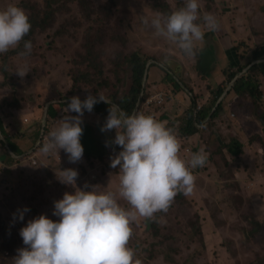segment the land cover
Masks as SVG:
<instances>
[{
  "label": "rangeland",
  "instance_id": "obj_1",
  "mask_svg": "<svg viewBox=\"0 0 264 264\" xmlns=\"http://www.w3.org/2000/svg\"><path fill=\"white\" fill-rule=\"evenodd\" d=\"M199 3V11L214 15L219 27L216 31H205L196 54L187 57L156 37L150 26L141 23L142 18L150 19L157 12L174 11L183 6V0H116V5L115 0H0V9L15 4L26 15L37 12L40 19L47 20L33 32L29 55L0 54V121L19 154L8 163L7 153L0 145V264H13L17 249L25 247L19 230L28 220L41 214L58 219L52 215L53 201L75 190L57 180L58 169L77 170L76 188L116 189L117 169L110 167V158L104 163L91 159L86 162L82 155L79 161L70 163L62 149L43 155L39 146L57 120L65 115H76L60 108L55 120L48 125V109L45 113L48 104L69 103L73 96L83 100L97 93H103L110 100L126 96L130 91L131 68L123 66L121 60L136 51L143 59L152 58L160 67L164 65L178 74L177 78L192 92L196 108L189 103L190 96L186 92H178L182 100L176 105L181 109L164 124L176 135L182 159L187 161L191 153L203 149L207 161L203 167L192 170L195 183L190 195L178 193L167 212L156 213L159 214L154 217L156 222L154 218L138 217L131 224L129 246L135 251V260L139 264H264V152L261 153L264 124L254 116L264 115V65L254 60L256 49L264 48V0H199ZM154 4L162 10L156 9ZM234 47L238 49V60L233 57V65L239 61L244 70L232 81L246 75L253 82L257 81L261 100L254 106L250 96L238 99L234 95L225 115L221 106L217 116L206 119L207 123L199 125L195 134L184 133L191 110L193 114L194 109H199V102L206 93H216L218 85L228 83L227 72L232 65L226 52ZM86 58L94 64L84 60ZM150 61L149 72L153 71L151 81L149 75L146 82L151 85L154 70H157L167 90L153 88L148 98L161 92L165 103L147 105L144 101L133 113L151 115L164 122L165 106L171 105L167 111L171 114L172 92L178 89L162 76L161 70L151 68L154 63ZM198 64L208 67L210 73L206 81L195 75ZM256 65L258 68L252 70ZM21 66L30 69L24 77L15 72ZM231 71L238 72L239 68L232 67ZM230 83L223 84L225 91L220 96L224 98L223 103L230 93L227 91ZM214 99L215 95L211 94L204 108L215 110L218 100L214 103ZM244 112L260 127L242 126L239 122ZM18 118L23 126L15 134L12 128ZM105 118L95 106L91 112L83 113L82 123L87 122L89 128L80 137L83 153L106 154L104 147L99 150L98 143L112 141L115 130L100 131ZM191 120L193 124L199 123L194 115ZM234 126L240 130L236 135ZM37 132L40 135L37 136ZM85 135L93 137V148L83 146ZM0 139L3 140L1 132ZM234 141L241 144L238 155L231 150ZM119 150L120 147L114 145L112 156ZM236 159L243 162L234 161ZM121 204L127 207L123 201ZM24 207L29 209L24 219H16L14 213ZM250 216L259 220L258 226L248 223L253 220ZM152 221L155 226H150ZM151 249L155 254L152 258L148 256Z\"/></svg>",
  "mask_w": 264,
  "mask_h": 264
},
{
  "label": "clouds",
  "instance_id": "obj_2",
  "mask_svg": "<svg viewBox=\"0 0 264 264\" xmlns=\"http://www.w3.org/2000/svg\"><path fill=\"white\" fill-rule=\"evenodd\" d=\"M199 9V0H183V6L174 11L157 12L150 19L142 18L141 23L150 26L156 37L192 57L205 31H216L219 27L214 15L201 13ZM30 28L22 8L8 4L0 9V54L16 48ZM31 49V42L24 40L19 54L27 56ZM29 70L21 66L15 72L24 77ZM155 95H161L164 101L162 93ZM99 102L109 105L100 131L115 130L111 143L120 147L110 158V167L117 169L116 189L76 188L77 170L58 169L57 180L75 190L53 201L52 215L58 219L41 214L20 228L19 236L25 247L17 249L13 264H139L129 246L131 224L138 217L151 220L156 213L167 212L178 193L185 196L192 193L195 183L192 170L203 167L207 161L203 149L191 153L187 161L182 159L180 144L171 128L151 115L126 113L103 93L89 94L83 100L71 97L64 112L76 115L57 120L39 152L48 155L62 149L70 163L79 161L83 155L81 118ZM28 211L27 207L18 209L14 217L23 220Z\"/></svg>",
  "mask_w": 264,
  "mask_h": 264
},
{
  "label": "trees",
  "instance_id": "obj_3",
  "mask_svg": "<svg viewBox=\"0 0 264 264\" xmlns=\"http://www.w3.org/2000/svg\"><path fill=\"white\" fill-rule=\"evenodd\" d=\"M55 1L59 2L60 0H55ZM115 5H116V0H115ZM47 6L49 7L50 4H47ZM47 6L44 5V9ZM26 7L28 8L29 6H26ZM154 7L156 9H159L157 4H154ZM44 13H45V11H44ZM167 13H170V10L166 11L165 14H167ZM27 16H28L29 22L31 24V28H30L28 34L23 38L21 43L16 48H14L13 50H10L9 52H7V55H11V54H16L17 55V54L21 53L24 40L30 41L31 44L34 42V40L32 38L33 32L36 29H38L43 24L44 19L43 18L40 19V17H39L37 12H33L32 14H28ZM44 23H47V20ZM236 52H238L237 47H234V49H232V51L229 50V51L226 52L227 56L229 57V59L231 61L230 64L232 65L229 68L228 72H227L228 83L232 82V80L236 77V75L241 73L244 70V67L240 68V66H239L240 62L239 61H237V63L233 65V57L236 60H238L237 59L238 56H237ZM84 60H88L89 62H91L92 65L94 64V61L91 60L90 58H86ZM254 60H257V61L264 60V48L261 47L259 49H256V51L254 53ZM149 61L154 63L151 68L156 67V69H158L159 71L161 70L162 76L164 77V75H165L166 80L168 82L170 81L169 83L174 85L176 87V89H178L175 92H172V96H171L174 106L178 102V100H177V96H178L177 93L178 92H186V93L188 92L187 94L189 96H190V94H192V92L189 89L186 88V86H185L186 84H184V82L180 78L179 79L177 78L178 74L176 75L174 72H171L164 65L162 67H160L158 62L155 61L152 58L143 59L140 56V53L136 51V52L132 53L130 56H128L127 58H125V60H121V63H122L123 66L131 68V76H130V81L131 82H130V87H129L130 91L126 94V96L122 97L121 99L120 98L117 99V100L111 99V101H113L115 104H117L126 113H130V114L133 113L135 111V108H137V104H139V102H141L140 104H144V101H146L147 98H148V93H150V95H152V89L154 88V86L156 84L151 83V85L149 86L147 82L149 80V75H150V73H152L153 70L150 71V72L148 70V74H147L148 75V78H147L148 80H146L147 81L146 85L143 84L144 77H145V72L147 70V64H148ZM199 62H200V60H199ZM258 65H264V64H258ZM258 65L254 66L252 68V70L255 69V68H258ZM232 67L233 68H239V71L238 72L237 71H231ZM154 71L157 72V70H154ZM197 73H198V76H199L198 78H201L202 81H206L207 75L210 72L208 71V67L203 68V67H201L200 64H198ZM150 81H151V75H150ZM228 83L225 82V83H222V84L218 85L217 86V87H219L218 91L216 93L215 92L211 93V94L215 95L214 103H216L217 100H219L220 96L224 93L223 91H225L224 90L225 88H224L223 84H228ZM102 84H103V82L100 83L99 85H102ZM159 85H160V87L156 88V89L163 88V89L167 90V86H166V82L165 81H163V82L160 81ZM258 87H259V84H258L257 81L253 82L251 80V78L249 76H247V75L246 76H242L241 78H239V79H237L235 81V83L232 86L231 91H230V93L228 95H230V94H232L233 96L236 95V98H238V99L244 97V95H248V96H250L251 100L254 99V106H256V103L261 100V97H260L261 94H260V92L258 90ZM157 93H161V92H155L154 94H157ZM141 96H142V99L140 100ZM188 99H189V103L191 105H194L193 107L196 108V106H195V97L194 96H190V97H188ZM164 103H165V100L163 101V104ZM67 104H68V102L67 103L54 104V105L51 104L49 106L48 112H47L48 125L50 124L51 120L52 121L55 120V118L58 115L57 113H58L59 109L60 108H62V109L66 108ZM94 106L96 107V111L99 114H101L103 118H105L107 116V114H108L107 110H108L109 105L105 104L104 102H99V103H96ZM221 106H223V102H222V104L220 103L217 107H215L216 108L215 110L213 108H211V107L204 108L205 106L200 108V109H198V110L194 109L193 110V114H192V110H191V117L188 120V124H187L186 130L184 131V133L189 134V135L195 134L198 131V129H199V125H203L205 120L208 119V117L210 115L212 116L211 120L214 119L217 116V114L220 111ZM165 107H164L165 108V110H164L165 112H164L163 116L166 115L167 118L162 119L164 121L163 123L168 122L169 119H173V116H174V111L173 110H172L171 114H167V111L170 109L171 105H166ZM193 115H194L195 119H196V117L198 118L199 123L195 122V124H193V122L191 120L193 118ZM254 116H255V118L257 120H259L262 124H264V115L263 114H256ZM101 121H102V118H101ZM86 123L87 122L84 121L82 123V125H81L82 129H83V132H84L85 129H89L86 126ZM46 130H47V128H46ZM0 132H1L2 136H3V140L0 139V145L5 149L6 152L11 151L13 153V156L15 157L18 154V152L16 151L15 145L12 144L11 141L8 139V137H7L8 135L5 133V130H3V125L1 123V121H0ZM38 135H40V132H37V136ZM263 141H264V139H263ZM82 144H83V146L87 145V147L89 146V148H93L94 147V139H93V137H91L90 135H85V137H83ZM101 147L105 148L106 154H100V152H98L96 154H94V153H83V156H84L86 162L91 159L90 161L96 160L98 163H101V162L104 163L105 159H109V158L113 157L112 156V151L114 150V144H112L111 141L104 140V144L103 143H101V144L98 143L99 150H100ZM261 149H262L261 153H263L264 152V145H262ZM231 150H232V152L235 153V155H238L241 152V144L236 142V141L232 142ZM96 152H97V150H96ZM14 157L7 156V162L8 163H12L14 161ZM157 216H159V214H156L155 218ZM250 217L253 220H251L248 223L252 227H254L255 225L258 226L257 223L259 222V220H257L254 216H250ZM155 218H154V222H156ZM152 224H154V226H155V223H153V221L150 224V226ZM248 234H253V233L251 231H248ZM154 255L155 254H154L153 250L151 249L149 251L148 256L150 258H152Z\"/></svg>",
  "mask_w": 264,
  "mask_h": 264
},
{
  "label": "crops",
  "instance_id": "obj_4",
  "mask_svg": "<svg viewBox=\"0 0 264 264\" xmlns=\"http://www.w3.org/2000/svg\"><path fill=\"white\" fill-rule=\"evenodd\" d=\"M215 69V68H214ZM150 75H151V73H150ZM195 75H198V73H196L195 72ZM161 78V77H160ZM160 78H159V76H158V74H157V72L154 74V76H153V78H152V83H154V84H156L155 86H154V88H159L160 87V85H159V82H160ZM188 93V92H187ZM185 95V94H184ZM205 95V94H204ZM193 96V95H192ZM211 96V94L208 92V93H206V95H205V98L202 100V101H200L199 102V104H200V108H202V107H204V106H206V103H207V101H208V99H209V97ZM186 97V96H185ZM233 97V95L232 94H230V95H227V97H226V99H225V101H224V103H223V106H224V109H225V111H224V115H225V112L226 111H228V109H227V106L229 105V106H231V101H230V99ZM224 99V98H223ZM223 99H219L218 100V102L217 103H219V101H220V103L223 101ZM177 100H178V102L180 103V100H182V96L180 95H178L177 96ZM226 101H229V102H226ZM49 107V106H48ZM181 108H180V106L179 105H175L174 107H173V111H174V113L176 112V111H178V110H180ZM18 110V109H17ZM20 110H22V109H20ZM18 112H21V113H25L26 112V110H22V111H19L18 110ZM45 113H46V108H45ZM45 113H44V115H45ZM28 116H30V115H28ZM211 115L208 117V121L209 120H211ZM252 117H251V115L250 114H248V113H243L242 115H240V122L239 123H241V125L242 126H247V125H249V124H253L252 126H254L255 128H257L256 126H258V127H260V125L258 124V122H256L255 120L254 121H252ZM17 120H19V121H17V122H15L14 123V126H13V128H12V132H14L15 134H18L19 132V128L21 127V126H23V124L20 122V118H18ZM207 123V121L205 120V122L203 123V124H206ZM237 131H240V130H238L236 127H233V134L234 135H236V133H237ZM228 150V149H227ZM227 152V151H226ZM225 152V153H226ZM7 153V156H12V157H14L13 156V153L11 152V151H9V152H6ZM189 158V157H188ZM226 158H227V153H226ZM237 160H240V159H236V160H234V161H237ZM233 161V162H234ZM240 161H242V160H240ZM243 162V161H242ZM234 172H238V171H234Z\"/></svg>",
  "mask_w": 264,
  "mask_h": 264
},
{
  "label": "built area",
  "instance_id": "obj_5",
  "mask_svg": "<svg viewBox=\"0 0 264 264\" xmlns=\"http://www.w3.org/2000/svg\"><path fill=\"white\" fill-rule=\"evenodd\" d=\"M151 103H157L162 104L163 103V97L161 95H155L146 100V104L150 105Z\"/></svg>",
  "mask_w": 264,
  "mask_h": 264
},
{
  "label": "water",
  "instance_id": "obj_6",
  "mask_svg": "<svg viewBox=\"0 0 264 264\" xmlns=\"http://www.w3.org/2000/svg\"><path fill=\"white\" fill-rule=\"evenodd\" d=\"M149 66H150V64L148 63L147 64V70H146V72H145V77H144V81H143V84L145 85V82H146V80H147V74H148V70H149ZM236 79H238V78H236ZM236 79L234 80V81H232V83H231V85H230V88L232 87V85H233V83L236 81ZM230 88L228 89V90H230ZM227 90V91H228ZM227 94V92H225V94L224 95H226ZM219 103H220V101H219ZM218 103V104H219ZM139 104H140V102H139ZM139 104L137 105V108H136V110H138L139 109ZM48 106H49V104L47 105V107H46V111H47V109H48ZM217 107V106H216ZM46 117H44V122H45V119ZM44 126V125H43Z\"/></svg>",
  "mask_w": 264,
  "mask_h": 264
}]
</instances>
